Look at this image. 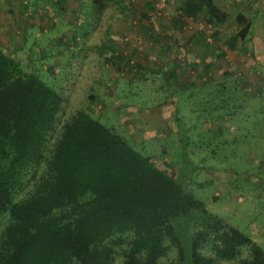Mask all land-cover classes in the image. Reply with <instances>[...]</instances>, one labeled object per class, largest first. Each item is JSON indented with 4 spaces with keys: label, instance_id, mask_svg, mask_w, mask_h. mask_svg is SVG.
<instances>
[{
    "label": "trees",
    "instance_id": "obj_1",
    "mask_svg": "<svg viewBox=\"0 0 264 264\" xmlns=\"http://www.w3.org/2000/svg\"><path fill=\"white\" fill-rule=\"evenodd\" d=\"M104 1L92 0L94 14ZM178 8L179 20L200 10L215 23L225 18L213 0H183ZM235 20L242 26L231 40L248 25L241 14ZM235 90L207 103L217 128L211 133L223 128L217 111L225 103L228 117L243 119L233 114ZM62 100L0 47V264H264V249L248 233L87 111L59 123L46 154Z\"/></svg>",
    "mask_w": 264,
    "mask_h": 264
},
{
    "label": "rangeland",
    "instance_id": "obj_2",
    "mask_svg": "<svg viewBox=\"0 0 264 264\" xmlns=\"http://www.w3.org/2000/svg\"><path fill=\"white\" fill-rule=\"evenodd\" d=\"M152 1L145 0L144 7L148 8ZM173 1L175 4L167 0L164 9L168 4L173 9L178 8L183 0ZM13 2L6 8L10 11L4 12L9 14L6 18L13 30L0 31V47L21 67L46 79L63 97L56 128L47 136L46 154L59 123L74 110L83 109L128 140L134 148L148 154L157 166L176 176L183 188L199 198L210 211L248 233L264 249V113H253L259 117L254 123L249 106L234 107L233 114L243 117L238 121L234 116H227L225 106L218 108L223 128L211 133L207 129H217L216 123L209 120L213 109L205 101L198 103L202 96L196 90L190 87L179 92V88H172L171 79L167 80L173 77L170 73L163 72L159 76L156 70L155 73L142 69V64L139 66L135 62L137 58L129 61L135 55L131 47L136 49V45L130 43L131 30L139 25V18L132 13L139 11L143 0H105L97 15L91 2L86 3L81 12L67 8L77 0ZM16 3L22 8L18 16H14ZM160 15L151 20H159ZM0 22L4 23L1 17ZM232 22L227 26L215 23L205 10L198 11L195 19L197 33L203 38V33H209L216 45L239 29ZM80 36L84 37V44L77 43ZM90 41L97 46L89 48ZM136 51L139 53L141 48ZM226 54L224 52L222 58L228 62L225 71L230 90L240 86L239 75H236L239 68L229 63L231 58ZM212 94L211 100L220 98L219 93ZM165 99L175 109L173 123L171 121L168 128L158 130L155 135H139L138 140L132 138L130 124L134 123L130 112ZM257 102L254 106H262V102ZM42 169L41 162L25 181L21 193L31 187ZM202 250L209 253L205 247ZM245 253L242 247L240 256ZM118 259L117 255L115 261Z\"/></svg>",
    "mask_w": 264,
    "mask_h": 264
},
{
    "label": "crops",
    "instance_id": "obj_3",
    "mask_svg": "<svg viewBox=\"0 0 264 264\" xmlns=\"http://www.w3.org/2000/svg\"><path fill=\"white\" fill-rule=\"evenodd\" d=\"M89 2L92 3V0H77L74 4L67 5V8L81 12L82 7ZM213 2L225 13V18L220 22L224 26H227L228 23L232 24L234 21L240 28L242 25L235 20V15L244 16L248 25L243 37L234 36L229 43L228 36L230 35H227L223 40L220 39L219 45H216L215 41L212 42L211 38L206 42L204 40L206 33H203L204 38L197 33L195 25L197 13L194 16H184L179 20L176 17L179 8L174 7L173 9L170 4L163 10L159 20L149 21V10L152 8V3L150 2L148 8H145L146 2L143 0L139 11L132 13L139 18V25L136 29L134 26L132 27L130 37V43L136 45V49L141 48V51L138 53L132 46L131 51L135 55L131 56L129 61L137 58L135 62L139 66L142 64L143 66H140L142 69H149L153 72L156 70L159 72L157 73L159 76L163 72L170 73V77L171 75L173 77L167 80L171 79L172 88H179V92L187 88L190 89V87L194 90L200 87L205 96V102L211 105L210 97L214 84H218V88L215 89L219 90L220 101L227 100L230 94L227 86L228 73L225 71L228 68V62L222 58V54L225 52L231 58L229 63L232 66L235 64L239 68L236 75H239L240 86L235 88L237 98L233 106H237V108L243 107V105L249 106L253 115L251 120L255 123L259 117L253 113H264V0H213ZM12 3H14L13 0H0V17L4 21V23L0 22V31L5 28L8 32L13 30L9 28L11 23L6 18L9 14L5 15L4 13L10 11L6 8L12 6ZM172 3L175 4L173 0ZM16 4L14 16L21 15L22 11L21 6ZM63 14L64 12L61 15ZM200 26L199 24L198 27ZM80 38L81 40L77 43L84 44V37L80 36ZM86 41L88 42V40ZM89 43L92 45L89 48L97 46L92 41ZM102 45L100 44V46ZM78 46L80 45L78 44ZM174 80L181 81V83L175 84ZM252 85L257 88H252ZM166 100L145 109L131 110L132 114L130 112L129 116L134 123V125L130 124L132 138L138 140L139 135H155L158 130L163 131L169 127V123L176 117H174L175 109ZM257 100L262 102V106L261 104L254 106L258 103ZM225 106L229 105L225 103ZM237 124L244 125L239 122ZM234 126L238 128V125Z\"/></svg>",
    "mask_w": 264,
    "mask_h": 264
},
{
    "label": "built area",
    "instance_id": "obj_4",
    "mask_svg": "<svg viewBox=\"0 0 264 264\" xmlns=\"http://www.w3.org/2000/svg\"><path fill=\"white\" fill-rule=\"evenodd\" d=\"M166 3H167V0H153L152 1V8L149 10V15H150L149 21H151V19H154L160 14H162ZM208 34L206 35V39L209 41L211 36H208Z\"/></svg>",
    "mask_w": 264,
    "mask_h": 264
}]
</instances>
